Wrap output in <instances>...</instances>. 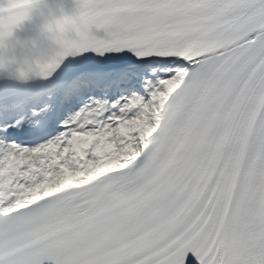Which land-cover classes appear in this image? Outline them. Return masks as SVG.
Instances as JSON below:
<instances>
[{"label":"snow or ice","instance_id":"6c2138e0","mask_svg":"<svg viewBox=\"0 0 264 264\" xmlns=\"http://www.w3.org/2000/svg\"><path fill=\"white\" fill-rule=\"evenodd\" d=\"M76 10L0 85V264H264V0Z\"/></svg>","mask_w":264,"mask_h":264},{"label":"clouds","instance_id":"9594fccd","mask_svg":"<svg viewBox=\"0 0 264 264\" xmlns=\"http://www.w3.org/2000/svg\"><path fill=\"white\" fill-rule=\"evenodd\" d=\"M48 5L49 0H0V69H10L14 79L22 73L31 75L80 34L83 18L78 10L57 15ZM26 22L39 28L51 43L33 41L29 53L18 57V46L28 47L18 36ZM72 32L75 37L69 35Z\"/></svg>","mask_w":264,"mask_h":264}]
</instances>
